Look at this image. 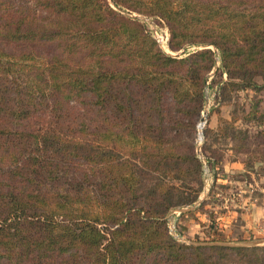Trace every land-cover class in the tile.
I'll return each mask as SVG.
<instances>
[{"label":"trees","instance_id":"16d2710c","mask_svg":"<svg viewBox=\"0 0 264 264\" xmlns=\"http://www.w3.org/2000/svg\"><path fill=\"white\" fill-rule=\"evenodd\" d=\"M217 62L264 88V0H0V264H264L166 222L203 188L186 129Z\"/></svg>","mask_w":264,"mask_h":264},{"label":"rangeland","instance_id":"374dc122","mask_svg":"<svg viewBox=\"0 0 264 264\" xmlns=\"http://www.w3.org/2000/svg\"><path fill=\"white\" fill-rule=\"evenodd\" d=\"M116 10L141 24L166 55L184 57L183 52L202 48L173 52L168 29L159 18ZM219 67L217 62L207 74L202 111L192 117L194 127L186 129V141H192L203 162L202 191L194 204L172 210L166 222L179 243L208 245L219 237L223 242L217 244L224 246L264 247L243 227L249 203L259 204L264 191V88L223 89L227 78ZM256 82L262 84L260 78Z\"/></svg>","mask_w":264,"mask_h":264},{"label":"crops","instance_id":"0c3cea01","mask_svg":"<svg viewBox=\"0 0 264 264\" xmlns=\"http://www.w3.org/2000/svg\"><path fill=\"white\" fill-rule=\"evenodd\" d=\"M233 165H235V163ZM262 193V201L259 202V204L256 205L255 203H249L251 210L244 214L243 227L247 234H251L253 237H258L257 242L264 243V239L260 238L264 235V191H262Z\"/></svg>","mask_w":264,"mask_h":264},{"label":"water","instance_id":"95a60500","mask_svg":"<svg viewBox=\"0 0 264 264\" xmlns=\"http://www.w3.org/2000/svg\"><path fill=\"white\" fill-rule=\"evenodd\" d=\"M203 121V120H202Z\"/></svg>","mask_w":264,"mask_h":264}]
</instances>
